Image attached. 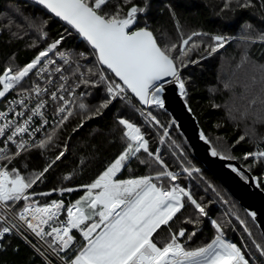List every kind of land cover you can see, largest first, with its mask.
I'll list each match as a JSON object with an SVG mask.
<instances>
[{
  "label": "snow or ice",
  "instance_id": "obj_1",
  "mask_svg": "<svg viewBox=\"0 0 264 264\" xmlns=\"http://www.w3.org/2000/svg\"><path fill=\"white\" fill-rule=\"evenodd\" d=\"M31 3L39 6L48 19L34 20L17 6L12 10L23 17L28 28L39 33L38 39H47L45 25L49 20L58 18L67 27L29 62L22 66L9 64L0 74V97L7 98L16 92V96L7 101L8 111H0V119L4 121L0 123V136H6L4 147H0V162H3L0 163V237L14 233L45 258L44 264H53L47 252L54 254L60 264H264V233L261 242L251 240L255 252L247 245L242 250L225 236L224 228L230 221L211 220L215 230L213 238L199 246L187 244L197 232L188 231L183 225L198 227L204 222L202 218L208 217V211L193 192L178 181L182 173L190 178L200 174L202 169L192 165L182 150L180 171L169 170L170 166L159 154L160 149L155 153L150 151L149 140L141 127L126 118H117L123 129L122 150L91 183L83 185L86 191L74 203L64 205L62 200L55 199L40 203L35 199L49 195L37 192L34 185L42 182L45 174L65 156L67 143L65 150L59 151L42 171L22 175L17 167H9L16 157L29 149L47 150L54 146L58 130L73 115L80 117L72 129L75 133L86 121L102 116L117 100L138 111L147 124L163 128V135L159 137L163 143L169 137V128L160 124L153 109L165 108L164 93L169 86L174 85L180 97L186 100V84L190 77L184 75V70L198 65L204 54L211 56L229 40L239 39L246 45L264 44V29L244 21L239 37L200 31L185 35L177 22L178 42L161 46L145 19L153 7V0L140 3L123 0L122 4L116 0L114 7L112 0H31ZM164 8L176 19L174 5L169 2ZM236 9L254 10L253 14L259 12L264 21V0H259V4L256 0H224L222 11ZM72 36L78 37L90 51H61L63 42ZM29 46L35 47V43ZM194 54L197 58H192ZM247 57L245 52V60ZM54 76H58V82H54ZM26 80L31 81L29 87L24 86ZM41 80L43 87L39 83ZM224 87L231 85L225 82ZM101 91L100 102L91 104L88 97L94 99ZM49 100L55 102L53 123L51 131L44 132L48 125L44 109ZM33 102L35 106L31 107ZM260 102L264 104V98ZM16 105L19 110L14 107ZM185 106L192 111L187 103ZM213 107L219 105L213 104ZM231 111L229 109V115ZM11 113L14 116L10 119ZM245 115L246 112L240 113L241 118ZM42 132L43 138L35 139ZM247 135L239 136L235 143L244 141ZM199 139L209 146L207 154L210 157L237 159L218 149L203 131ZM9 142L14 145L11 155ZM141 152L151 159L141 158ZM250 157L252 162L246 168L241 166L244 170L228 165L242 180L249 179L245 171L264 164V147L256 143L255 150L245 152L243 159ZM133 160L150 167L155 163L159 170L154 175L116 178ZM28 167L25 163L24 168ZM64 179L68 180L69 176ZM251 179L255 181L256 177ZM256 186L262 187L259 182ZM57 190L61 193L73 191L72 188L54 189ZM65 207L67 215L62 218ZM247 215L253 220L256 218L255 212H247ZM239 222L251 238L252 232L245 221L240 219ZM30 237H35L39 243H34ZM181 238L186 240L182 242Z\"/></svg>",
  "mask_w": 264,
  "mask_h": 264
},
{
  "label": "trees",
  "instance_id": "obj_2",
  "mask_svg": "<svg viewBox=\"0 0 264 264\" xmlns=\"http://www.w3.org/2000/svg\"><path fill=\"white\" fill-rule=\"evenodd\" d=\"M119 2L122 4L123 0ZM136 2L140 3L141 0ZM169 2L175 6L176 19H173L164 8ZM256 2L259 4V0ZM115 3L116 0H112L113 7ZM223 3L224 0H153V7L145 19L161 46L178 42L177 22L185 35L192 31H200L239 37L241 24L244 21L252 23L257 29H264V21L261 20L259 12L253 14L254 10L241 9L222 11ZM13 6L21 8L24 15L34 20L48 19L47 16L42 15L39 6L33 5L30 1L0 0V74L9 64L22 66L29 62L38 51L58 38L67 27L56 18L49 20L45 25V30L48 32L47 39H38L39 33L26 26L23 17L12 10ZM10 21L12 23L9 26ZM17 25L21 27L17 28ZM13 32L17 35L13 36ZM204 39L207 42L208 38ZM33 43L35 47H30L29 45ZM81 44L78 37L72 36L63 42L60 50L81 52ZM245 52L248 54L246 60ZM192 58L197 57L194 54ZM261 66H264V44L257 42L246 45L235 39L229 40L222 49L211 56L204 54L198 65H190L184 70V75L190 79L186 84L187 98L183 100L191 107V113L200 130L226 155L237 157L233 161L245 168L252 162L251 157L248 160L243 159L245 152L255 150L256 143L261 145L264 136V104L260 102L261 98H264V68ZM225 82L230 83L231 87L225 88ZM102 95L101 91L94 99L88 97V101L91 104H98ZM253 100L256 101L254 104ZM213 104L219 107H213ZM229 109L232 110L231 115ZM242 112H246L243 118L240 116ZM153 113L161 125L169 128V137L165 138L163 143L159 139L163 135V128L159 125L147 124L138 111L117 100L104 111L102 116L86 121L75 133L72 129L77 126L80 117L73 115L66 125L58 130L54 146H50L47 150L29 149L27 153H22L21 157H16L9 167H17L22 175L42 171L59 151L65 150L64 145L67 143L65 156L45 174L42 182L34 185L37 192H46L49 195L37 196L35 199L43 203L63 196L67 197V203H74L84 195L86 189L83 185L91 183L122 150L123 129L118 124L117 118L118 116L126 118L141 127L146 134L145 138L149 140L150 151L155 153L157 148L160 149L159 154L170 166L169 170L180 171L182 150L187 153L192 165L202 169L200 174H194L190 178L182 173L178 181L182 187L190 189L208 211V217L202 218L204 222L198 227L183 225L188 231L197 232L193 240L187 241V244L199 246L209 242L215 234L211 224V220L214 219L221 223L230 221L231 223L224 228L226 238L236 243L242 250L247 245L255 252L251 240L261 242V234L255 223L227 190L193 157L174 123H170L172 120L167 113L162 109H153ZM50 131L51 129L48 132ZM245 133L248 134L245 140L235 143L239 136ZM140 156L146 160L151 159L143 152ZM25 163L29 166L27 169L24 168ZM157 170L159 165L155 163L150 167L148 164H140L138 160H133L128 167L122 168L121 172L117 173L116 178L129 179L140 175H154ZM247 172L256 177V183L261 184L260 189L264 192V164H258ZM65 176H69V179L65 180ZM59 188H72L73 191L63 193L54 191ZM240 219L244 220L251 230V238L243 231ZM176 230H179L178 226ZM19 240L15 236L4 239L0 248V264H39L38 256ZM181 240L183 242L186 238ZM256 255L258 256V253Z\"/></svg>",
  "mask_w": 264,
  "mask_h": 264
},
{
  "label": "water",
  "instance_id": "obj_3",
  "mask_svg": "<svg viewBox=\"0 0 264 264\" xmlns=\"http://www.w3.org/2000/svg\"><path fill=\"white\" fill-rule=\"evenodd\" d=\"M27 1L31 2V0ZM62 23L64 24V22ZM164 97L166 106L162 110L174 121L175 128L183 137L193 157L227 190L246 213H256L255 220L249 217L257 226L260 234L264 233V192L256 186V181L251 179L253 176L245 171V175L249 179L242 180L228 167L231 164L241 169V166L235 161L212 158L207 154L209 146L199 139L201 130L196 119L188 111V107L185 106L186 103L174 85L169 86Z\"/></svg>",
  "mask_w": 264,
  "mask_h": 264
},
{
  "label": "built area",
  "instance_id": "obj_4",
  "mask_svg": "<svg viewBox=\"0 0 264 264\" xmlns=\"http://www.w3.org/2000/svg\"><path fill=\"white\" fill-rule=\"evenodd\" d=\"M59 63H63L62 61H59V58L58 57H54ZM54 82H58V76H54ZM41 87L44 86V82L41 80L39 81ZM31 84V81H28L26 80L24 85H27L28 87L30 86ZM54 90V89H53ZM14 96H16V92H13L11 93L10 95H7V98H3V97H0V111H8V108H7V101L8 100H11ZM45 99H48V97H44ZM31 107H34L35 106V102H33L31 105ZM54 106H55V102H52L51 100H49L48 102V105L46 106V108L44 109V112H45V115H46V118L48 120V125L45 126L44 128V132H48L50 129H51V125L53 123V111H54ZM16 108V110H19V106L16 105L14 106ZM27 111V109L25 110ZM14 116V113H11L9 118H13ZM36 120H39V117H36ZM0 123H4V121L2 119H0ZM43 135L44 133H40L38 134L35 139H40V138H43ZM4 140H6V136H0V147H4ZM9 155H11V150L14 148V145L11 144V142H9ZM261 147H264V136H263V139H262V144H261ZM0 163H3V162H0ZM56 200H62L64 205H67V197H63V196H60L59 198H57ZM51 202V201H50ZM49 202V203H50ZM67 215V210H66V207L62 210L61 212V217L64 218L66 217ZM11 236H15L14 233H8V234H5V237H0V248H1V245H2V242L4 241L5 238L7 237H11ZM17 237L18 239H20L22 242H24L20 237L18 236H15ZM34 243H39L35 237H30ZM24 244H26L24 242ZM39 258V264H44V260L45 258L44 257H41L39 256L38 253H36L28 244H26ZM43 250V249H42ZM46 255L49 257V259L53 262V264H60V261L58 260V258L52 254L51 252H47ZM61 255H63V253H61Z\"/></svg>",
  "mask_w": 264,
  "mask_h": 264
},
{
  "label": "rangeland",
  "instance_id": "obj_5",
  "mask_svg": "<svg viewBox=\"0 0 264 264\" xmlns=\"http://www.w3.org/2000/svg\"><path fill=\"white\" fill-rule=\"evenodd\" d=\"M80 51L87 52V47L84 43L81 44L80 46ZM25 87H28L27 85H24Z\"/></svg>",
  "mask_w": 264,
  "mask_h": 264
},
{
  "label": "bare ground",
  "instance_id": "obj_6",
  "mask_svg": "<svg viewBox=\"0 0 264 264\" xmlns=\"http://www.w3.org/2000/svg\"><path fill=\"white\" fill-rule=\"evenodd\" d=\"M19 240V239H18ZM20 241V240H19Z\"/></svg>",
  "mask_w": 264,
  "mask_h": 264
},
{
  "label": "crops",
  "instance_id": "obj_7",
  "mask_svg": "<svg viewBox=\"0 0 264 264\" xmlns=\"http://www.w3.org/2000/svg\"><path fill=\"white\" fill-rule=\"evenodd\" d=\"M86 191V190H85Z\"/></svg>",
  "mask_w": 264,
  "mask_h": 264
}]
</instances>
